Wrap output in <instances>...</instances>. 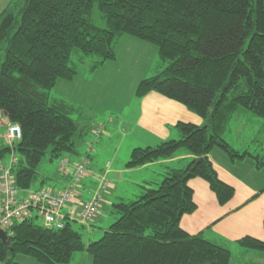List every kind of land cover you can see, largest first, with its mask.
Instances as JSON below:
<instances>
[{
	"label": "trees",
	"instance_id": "obj_1",
	"mask_svg": "<svg viewBox=\"0 0 264 264\" xmlns=\"http://www.w3.org/2000/svg\"><path fill=\"white\" fill-rule=\"evenodd\" d=\"M95 8L105 28L94 23ZM124 36L154 45L164 67L141 80L135 95L158 93L204 120L202 126L179 122V139L134 148L126 167L169 159L180 149L195 158L135 200L115 204L118 218L98 241L84 242L71 222L60 230L37 225L36 218L14 222L7 231L9 242L0 239V264H21L19 255L40 264H70L80 252H87L93 264H231L229 249L189 234L181 221L197 209L192 179L206 181L220 205L235 195L209 158L214 149L232 160L251 156L232 148L224 135L240 110L264 119V0L11 3L0 14V118L8 120L7 128L20 126L22 137L13 147L5 143L0 148V161L16 154L13 174L17 188L25 192L38 180L48 154L51 161L80 156L82 146L90 143L87 136L96 130L80 110L65 100L50 101L47 92L78 76L71 66L73 51L97 56V70L117 59L115 44ZM90 156L86 152L83 158ZM251 157L263 170L264 159ZM238 243L264 251V242L252 237Z\"/></svg>",
	"mask_w": 264,
	"mask_h": 264
},
{
	"label": "crops",
	"instance_id": "obj_2",
	"mask_svg": "<svg viewBox=\"0 0 264 264\" xmlns=\"http://www.w3.org/2000/svg\"><path fill=\"white\" fill-rule=\"evenodd\" d=\"M16 1L18 0H0V14ZM144 48L150 50L151 47L144 46ZM153 50L155 52V49ZM74 82L75 79L71 83L74 84ZM135 101L137 103H133L130 107L132 117L127 122L130 129L126 138H131L134 142L128 147V153H131L135 147H139L136 145H141L137 143L154 147L153 145L163 141L179 139L180 134L176 128L179 122L204 125V120L186 106L158 93L152 92L144 97L136 96ZM96 129L100 128L94 127L93 131ZM224 138L236 151L264 159V119L253 113L238 111L230 122ZM254 140H259L258 144L261 145L259 150L252 144ZM103 143L101 139L97 156L99 151L105 150ZM86 148H88L87 144ZM86 152L87 150L81 151L79 159L78 157L76 160L68 158L65 173L56 177L55 190H63L71 185L75 166L80 163ZM91 156L86 164V174L80 186L76 188L77 198L74 203L63 209V213L73 216L72 226L74 223L82 226L78 221L81 204L91 198L90 193L98 187L101 177L106 176L110 183L109 190L103 194L98 215L90 227L85 226L88 234L91 236L93 229V235L96 237L100 235V227L104 229L103 231H107L111 226L113 221L111 216H116L115 204L138 198L146 188L159 185L169 171L182 169L195 158L188 150L180 149L172 158L128 169L126 167L129 161L128 156H121L120 149H117L113 161L108 162L106 166L94 164ZM251 156L232 160L223 151L214 149L209 158L221 180L235 188V195L227 204L220 205L206 181L199 178L192 179L189 184L195 192L197 209L194 213L184 216L181 221L182 228L189 234H201L207 240L229 249L232 255L231 264H264V251L248 249L238 243L245 237L264 242V169H257ZM255 196L257 197L253 198ZM38 220L41 221V219ZM75 256L91 258L87 252Z\"/></svg>",
	"mask_w": 264,
	"mask_h": 264
},
{
	"label": "rangeland",
	"instance_id": "obj_3",
	"mask_svg": "<svg viewBox=\"0 0 264 264\" xmlns=\"http://www.w3.org/2000/svg\"><path fill=\"white\" fill-rule=\"evenodd\" d=\"M93 21L101 28L106 27L105 19L97 8L93 11ZM144 46L155 49V52L151 48L150 50H145ZM115 47L117 59L107 62L102 68L97 70L93 68V65L99 60L97 56L85 55L77 50L73 51L71 66H74L78 72L74 84L61 80L55 88L47 92L49 93L50 101L65 100L68 104L80 110L84 118L90 119L91 128H100L99 130L102 131L101 136L96 137L91 132L86 139L89 142L95 143V150L92 152L91 158L93 163H97L99 166H106L108 162H112L117 149H120L121 156L127 155L128 160L130 159L131 153H128V147L134 144V142L131 138H126L130 129L127 122L132 117L130 115V107L133 106V103H137L135 101L137 86L141 80L156 75L157 71L161 69L159 67L161 60L156 47L152 44L131 36H124L122 40L115 44ZM95 72L97 73L94 74ZM73 118H78L77 114L73 115ZM8 125V120L3 117L0 118V148L6 146L3 137L6 134ZM101 139H103L105 150L103 152L99 151V155L97 156L96 153ZM258 143L259 140L252 142L259 150L261 145ZM137 144H141L136 146L143 148L151 146L145 145V143ZM84 150H87L86 143L82 146L80 152ZM11 156L12 154L6 155L4 159L5 163L10 161ZM65 158L76 160V155L66 154ZM62 160L63 157L51 161L48 154L38 168V180L31 189L24 193L33 192L42 188V186L55 189L56 177L61 175L60 166ZM117 218L118 215L111 216V220L113 221L109 224L112 225ZM35 223L37 225L42 224L38 219L35 220ZM73 226L82 234L84 242L98 241L106 232L100 227L99 237L93 235V229L90 236L85 226L82 225V227L78 223H74ZM81 253L75 255H80ZM75 255L70 264H93L90 257ZM16 261L21 264H40L35 259L23 255H19Z\"/></svg>",
	"mask_w": 264,
	"mask_h": 264
},
{
	"label": "built area",
	"instance_id": "obj_4",
	"mask_svg": "<svg viewBox=\"0 0 264 264\" xmlns=\"http://www.w3.org/2000/svg\"><path fill=\"white\" fill-rule=\"evenodd\" d=\"M101 131L94 132L99 137ZM22 137L20 126L11 125L5 134V143L13 147ZM94 151V142L88 144L87 156ZM88 158H83L75 166L72 184L60 191L42 188L33 192L24 193L20 191L15 182L13 167L17 164L18 158L12 154L8 163L0 161V229L7 233L14 222L25 219H41L42 225L47 229L60 230L66 227L67 223L74 218L65 215L63 209L74 203L77 198V190L80 182L86 174ZM68 158L61 162L60 171L67 168ZM109 165V164H108ZM110 186L106 176H102L98 187L91 194V198L81 204L78 221L89 226L101 208L102 197Z\"/></svg>",
	"mask_w": 264,
	"mask_h": 264
},
{
	"label": "water",
	"instance_id": "obj_5",
	"mask_svg": "<svg viewBox=\"0 0 264 264\" xmlns=\"http://www.w3.org/2000/svg\"><path fill=\"white\" fill-rule=\"evenodd\" d=\"M0 239H2L4 242H9V236L7 233L0 229Z\"/></svg>",
	"mask_w": 264,
	"mask_h": 264
}]
</instances>
